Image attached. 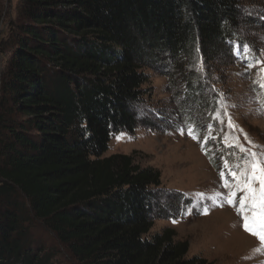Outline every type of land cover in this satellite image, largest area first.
Masks as SVG:
<instances>
[{
  "label": "trees",
  "instance_id": "1",
  "mask_svg": "<svg viewBox=\"0 0 264 264\" xmlns=\"http://www.w3.org/2000/svg\"><path fill=\"white\" fill-rule=\"evenodd\" d=\"M251 2L19 0L12 17L0 0V264H205L154 232L161 172L106 153L145 122L161 65L164 124L198 139L218 126V63L258 60L242 38ZM222 137L201 147L214 168L240 155Z\"/></svg>",
  "mask_w": 264,
  "mask_h": 264
},
{
  "label": "rangeland",
  "instance_id": "2",
  "mask_svg": "<svg viewBox=\"0 0 264 264\" xmlns=\"http://www.w3.org/2000/svg\"><path fill=\"white\" fill-rule=\"evenodd\" d=\"M18 1L11 0L9 12L13 11L12 17H15ZM242 29V38L254 46L257 61H264V0L248 3ZM252 63L241 64L231 58L218 63L221 69L214 74L215 85L223 97L214 116L218 126L210 125L205 136L197 141L167 127L161 119L163 113L172 111V94L168 91L173 87L168 76V69L172 67L164 65L162 68L161 65L160 71L153 73L152 104L145 113V122H141L132 134L114 137L106 153V156H133L141 167H153L161 172V188L169 192L159 202L154 232L172 228L178 240L189 242V257L200 258L205 264H264L261 241L243 229L236 209L223 200L229 189L222 187L219 173L224 171L228 182L234 184L230 169L225 167V162L214 168L201 150L208 138L223 136L225 143L227 136L238 137L240 144L251 151L264 153V88L256 83L259 66L249 68ZM180 101L179 109L183 106L182 109L188 111L196 102L189 95ZM185 104L187 108H184ZM229 117L235 129L228 127ZM244 134L256 147L245 140ZM235 150L241 155L238 148ZM214 192L221 193L215 202L209 199ZM183 199L191 205L178 212ZM168 212L173 214L170 216ZM45 239L48 243L53 241L49 235H45Z\"/></svg>",
  "mask_w": 264,
  "mask_h": 264
},
{
  "label": "snow or ice",
  "instance_id": "3",
  "mask_svg": "<svg viewBox=\"0 0 264 264\" xmlns=\"http://www.w3.org/2000/svg\"><path fill=\"white\" fill-rule=\"evenodd\" d=\"M257 66H259V73L256 83H258L260 88H264V61L250 64L249 68ZM228 127L235 129L231 117L228 120ZM188 134L193 139H198L191 127L188 129ZM244 138L249 144L256 147L247 134H244ZM225 143L238 148L241 155L236 156V162L232 164L225 160V167L230 169L229 174L235 181L234 184L228 182L224 171L219 173L223 181L222 187L229 189L228 193L223 196V200L236 209L237 215L241 218L243 229L256 236L261 241L262 246H264V153L251 151L240 144L238 137L230 138L226 136ZM220 196V192H214L209 199L215 202ZM206 213L207 209H205Z\"/></svg>",
  "mask_w": 264,
  "mask_h": 264
}]
</instances>
